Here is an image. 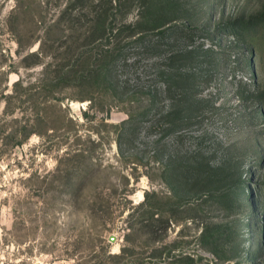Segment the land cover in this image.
I'll return each mask as SVG.
<instances>
[{"label":"rangeland","instance_id":"obj_1","mask_svg":"<svg viewBox=\"0 0 264 264\" xmlns=\"http://www.w3.org/2000/svg\"><path fill=\"white\" fill-rule=\"evenodd\" d=\"M262 4L0 0V264H264Z\"/></svg>","mask_w":264,"mask_h":264},{"label":"trees","instance_id":"obj_2","mask_svg":"<svg viewBox=\"0 0 264 264\" xmlns=\"http://www.w3.org/2000/svg\"><path fill=\"white\" fill-rule=\"evenodd\" d=\"M219 25L225 28L226 33L232 36L237 44L245 45L250 49L251 53L257 50L260 55L264 54V4L249 14H237L231 16L229 19L222 20ZM249 61L253 62V58L249 57ZM104 69L106 70L104 71V76H106L107 68ZM67 73L71 72L68 70ZM247 97L254 101V103H262L264 108V88H258L256 90L249 89ZM187 170L181 173L183 177L185 176V180L180 179L181 181H185V183L198 175V169L195 166L188 167ZM156 213L159 215L160 212L153 211L151 216L153 218L158 217L155 216Z\"/></svg>","mask_w":264,"mask_h":264},{"label":"water","instance_id":"obj_3","mask_svg":"<svg viewBox=\"0 0 264 264\" xmlns=\"http://www.w3.org/2000/svg\"><path fill=\"white\" fill-rule=\"evenodd\" d=\"M110 239H111V240H114V236H110Z\"/></svg>","mask_w":264,"mask_h":264}]
</instances>
